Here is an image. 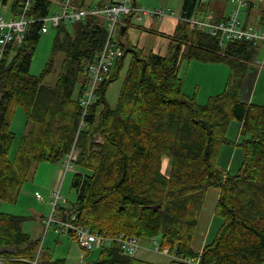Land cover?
I'll list each match as a JSON object with an SVG mask.
<instances>
[{"label": "trees", "instance_id": "trees-1", "mask_svg": "<svg viewBox=\"0 0 264 264\" xmlns=\"http://www.w3.org/2000/svg\"><path fill=\"white\" fill-rule=\"evenodd\" d=\"M0 1L5 5L8 0ZM85 1L75 0L89 7ZM24 5L25 0H14L11 10L21 13ZM203 5L200 0H184L181 13L185 18L200 12L205 16ZM51 9L52 0H31L25 16L38 20ZM259 15L262 27L264 5ZM55 29L52 53H61L63 60L53 86L43 85L52 61L40 76L29 73L40 23L27 26L23 42L9 46L0 64V202L15 201L35 164L61 162L74 151L72 164L78 171L71 187L76 200L69 210L59 209L63 221L73 216V224L110 237L159 236L160 247L174 255L168 264H264V101L246 105L238 99L247 66L257 59V46L245 41L224 45L183 22L174 28L179 44H171L168 54H145L122 41L124 27L122 37L117 33L122 55L85 108L86 69L103 47L107 22L88 17ZM127 56L111 108L105 94ZM183 58L225 63L230 74L223 93L204 105L183 95L178 74ZM17 107L25 113L27 131L11 161L10 123ZM231 121H237L240 135L247 136L237 143L243 158L236 175L217 167L219 152L229 143L226 131ZM164 159L167 168L162 173ZM211 187L218 190L214 216L222 222L214 240L197 253L191 240ZM22 220L0 213V264H63L41 255L38 243L20 230ZM98 253L93 264H154L123 255L116 243Z\"/></svg>", "mask_w": 264, "mask_h": 264}, {"label": "rangeland", "instance_id": "rangeland-1", "mask_svg": "<svg viewBox=\"0 0 264 264\" xmlns=\"http://www.w3.org/2000/svg\"><path fill=\"white\" fill-rule=\"evenodd\" d=\"M14 0H8L4 5L0 1V13L6 20L12 17L11 6ZM53 0L51 12L59 8L57 2ZM107 0H86V4L97 6ZM239 1L244 5L240 6ZM184 0H136V4L144 8H169L174 12V18H165L158 22L152 18L136 20L133 16H119V24L126 27V35L122 41L136 46L145 54L150 52L160 55L168 54L169 46L179 44L176 42L178 36L174 28L179 22ZM205 6L207 13L214 14L215 21L222 20L229 12L238 8L239 19L246 26L257 28L262 11L264 0H200ZM247 2V4H246ZM248 2L253 6L251 7ZM201 12L197 15L203 17ZM229 15V14H228ZM227 15V16H228ZM264 30V26H262ZM56 29L49 25L46 34H40L35 46L29 73L40 76L47 64L52 61L50 72L45 76L43 85L53 86L58 73L61 71L63 55L56 53L53 56V42L56 37ZM226 44V40L221 41ZM129 56L125 58V66L120 71L119 77L108 87L105 98L108 105L113 108L116 104L118 93L123 81ZM257 59L261 64L263 60V49L258 48ZM178 74L182 81L183 95L192 98L199 105L207 104L209 98L223 93L230 71L223 62H202L199 60L182 59L179 64ZM79 86L76 85L74 95L77 94ZM263 101L260 102V104ZM259 104V103H258ZM259 104V105H260ZM10 129L14 134V141L9 153L12 161L15 157L19 143L27 131L26 116L24 111L17 107L13 113ZM240 125L237 121H231L226 131V138L229 143L222 146L217 159V167L227 171L230 175H236L242 163V150L237 143L247 136L240 135ZM166 159L163 160L162 173L166 171ZM72 164V163H71ZM65 161L61 162H41L35 164L29 172L26 180L22 182L14 202H0V213L21 217L20 230L26 234L30 241L38 243V251L41 255L46 254L52 260H62L63 264H93L99 255V247L93 246L90 251L82 249L75 236L72 237L67 231L62 230L58 221H63L59 209L69 210L76 200V195L71 187L73 174L78 169L72 167L66 169ZM205 195V211L215 206L214 192L217 190L210 188ZM60 199L54 204V193ZM40 197V199L37 198ZM70 221V220H69ZM222 220L214 217L213 222H208L210 227L207 243L214 240L218 233ZM159 244V236L154 237ZM141 248L137 250L134 257L154 264H168L172 259L171 255H163L152 251L154 245L150 239H140ZM42 249V250H41ZM3 252H11V248L1 249ZM190 262V261H189ZM191 264H194L191 262Z\"/></svg>", "mask_w": 264, "mask_h": 264}, {"label": "built area", "instance_id": "built-area-1", "mask_svg": "<svg viewBox=\"0 0 264 264\" xmlns=\"http://www.w3.org/2000/svg\"><path fill=\"white\" fill-rule=\"evenodd\" d=\"M31 0H25V5L21 13H14L11 10L12 17L8 20L0 13V64L4 59L9 46L19 45L23 42L26 33V28L33 22L40 23V34H46L49 30V25L52 28H57L60 24L79 23L88 17H97L104 19L107 22V38L101 48L94 63L89 65L86 69V74L89 77V85L87 90V98L82 101L85 108L94 98V91L97 84L102 80L104 75L113 67L114 61L122 55V49L119 46L120 42L117 38L119 28V16H133L136 20L152 18L158 22L165 18H174V12L169 8H144L136 4V0H107V3L102 6H79L75 0H60L57 2L59 7L57 11L49 15L39 18L38 20L28 19L25 16V11L28 9ZM53 2V0H52ZM239 5L244 3L239 1ZM215 18L209 13L199 18L197 15L185 18L181 13L179 21L185 22L190 28H196L202 32H206L212 37H216L221 41H245L250 42L257 48L263 49L264 61V30L261 26L253 28L246 26L239 19L238 8L229 13V15L222 20L215 21ZM222 43V42H221ZM256 63H260L259 60ZM76 153L71 151L63 160L66 163V169L72 167V162L75 160ZM40 199L39 196H37ZM60 199L57 193H54V204ZM74 217H71V221ZM71 221H58L61 224L62 230L71 231L75 236L78 245L90 251L93 246L103 247L116 243L123 255L133 257L137 250L141 248L139 240L134 237H127L123 234L117 237H110L91 233L88 228L77 226ZM154 245L152 251L161 253L163 255H170L167 248H161L154 238L150 239ZM174 258V255H172ZM191 263V262H189Z\"/></svg>", "mask_w": 264, "mask_h": 264}, {"label": "crops", "instance_id": "crops-1", "mask_svg": "<svg viewBox=\"0 0 264 264\" xmlns=\"http://www.w3.org/2000/svg\"><path fill=\"white\" fill-rule=\"evenodd\" d=\"M227 15L223 16L222 19L227 17ZM212 16L213 18H216L214 14H212ZM257 60L258 59H256V61ZM256 61L255 63H251L249 66H247L244 77L242 79L240 90L238 92V99L241 102L246 103V105L248 103L260 104L261 101H264V61L262 64H258L256 63ZM165 166H167V160L165 162ZM214 195L215 203L213 206H215L217 201L218 190L214 192ZM214 208L215 207L211 209L208 208V211H205L203 203L202 209H200L201 211L198 217V223L191 240V247L197 253L201 252L202 248L206 245L208 241L207 239L209 237L210 229L208 222H213L214 220Z\"/></svg>", "mask_w": 264, "mask_h": 264}, {"label": "water", "instance_id": "water-1", "mask_svg": "<svg viewBox=\"0 0 264 264\" xmlns=\"http://www.w3.org/2000/svg\"><path fill=\"white\" fill-rule=\"evenodd\" d=\"M118 34H119V36H123L124 35V26H120L119 28H118V32H117Z\"/></svg>", "mask_w": 264, "mask_h": 264}]
</instances>
